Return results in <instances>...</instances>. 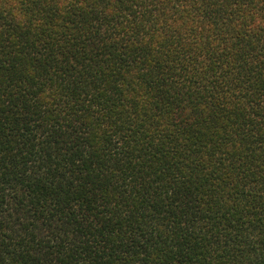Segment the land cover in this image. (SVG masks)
Listing matches in <instances>:
<instances>
[{"label":"trees","instance_id":"obj_1","mask_svg":"<svg viewBox=\"0 0 264 264\" xmlns=\"http://www.w3.org/2000/svg\"><path fill=\"white\" fill-rule=\"evenodd\" d=\"M0 264H264V0H0Z\"/></svg>","mask_w":264,"mask_h":264}]
</instances>
